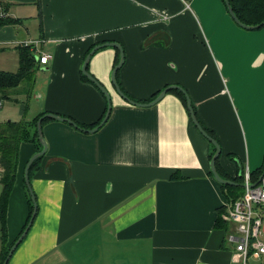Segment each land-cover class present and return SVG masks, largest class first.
Listing matches in <instances>:
<instances>
[{"label":"crops","instance_id":"crops-1","mask_svg":"<svg viewBox=\"0 0 264 264\" xmlns=\"http://www.w3.org/2000/svg\"><path fill=\"white\" fill-rule=\"evenodd\" d=\"M1 21L0 73L17 72L20 48L35 61L51 58L35 62L31 119L50 113L96 124L106 100L79 79L81 64L90 46L115 42L124 54L116 77L124 95L144 104L175 85L220 144L221 171L240 176L263 163L264 32L262 50L251 54L254 32L238 29L220 0H0ZM247 56L248 71L238 65ZM115 58L100 48L87 62L110 97L99 131L43 126L46 153L28 178L36 215L6 264H231L230 203L209 171L211 145L173 94L150 108L126 104L110 80ZM11 109L4 107L1 123L11 122ZM17 152L0 259L29 215L23 174L34 143ZM218 217L227 232L215 227Z\"/></svg>","mask_w":264,"mask_h":264},{"label":"trees","instance_id":"trees-1","mask_svg":"<svg viewBox=\"0 0 264 264\" xmlns=\"http://www.w3.org/2000/svg\"><path fill=\"white\" fill-rule=\"evenodd\" d=\"M227 3H229V6L233 12V16L236 17L239 22L243 23V25L248 26V27H253L254 25H259L264 22V0H227ZM0 23L3 24L4 21H1ZM105 43L107 42H105L104 40H100V42H97L96 44L90 46L87 51L89 52L93 47L99 46L100 44H105ZM115 52H116V58L113 62L114 64L113 69L117 65L116 63L119 59L118 51L115 50ZM19 53L20 54H19V63H18L17 72L14 74H8L6 72L0 73V94L1 96H3L2 97L3 100L4 99L9 100L10 97L6 96L7 94L6 91L8 90H10L11 92L16 91L18 87H19V90L17 92L24 90L22 95H23V98L25 96L26 101L17 100V103L20 102L21 105L23 106V109H24L23 114H24L25 107H26L25 104L26 102L29 101V99L31 100L32 98L31 93H32V90L34 88V83H35L34 77H33V71L35 70L38 71V67L36 64L37 61H35V58H34V54L28 53L26 50L21 49V48L19 50ZM117 73H115V78L117 77ZM79 79H81L84 83H87V82L91 83L89 80L84 79L81 75H79ZM116 81H117V78H116ZM17 92H12L10 95L17 93ZM158 94L151 101H153L158 96ZM169 94L175 95L179 103L182 104V106L186 110V104L184 103V97L180 92H177L176 90H172L171 92H169ZM11 100L16 101L14 96H13V99ZM106 110H107V106L105 107L103 115L102 117L99 118L98 122L94 124L93 126L89 125V127L80 125L78 124L77 121L74 122L73 120L69 118H65L64 116L62 117H64V119H68L76 123L78 127L81 129L89 130L91 128L92 129L95 128L98 124H100L103 116L105 115ZM193 110L195 113L194 108ZM44 115L45 113L39 114L38 116H34L29 121L19 120L16 123L4 121V123L0 124V184L2 187L0 189V241L2 245H4L6 242V237H5V231H6L5 226L6 225L4 223V219L6 216L5 207L8 201L9 191L13 187V184L15 181L14 175H16V161H17V154H18L17 149L22 142L32 143V144L34 143L35 151L39 152L41 145L36 137V121ZM47 121H50V119L44 120L42 122L43 123L42 128L46 124ZM204 131H206L209 135L214 137L212 132L207 131L205 128H204ZM211 148H212L211 153L208 155L209 160H210L211 155L214 153V148L212 145H211ZM44 156L45 155H43L42 157L38 159H34V161L31 163L28 178L32 174L33 170L36 169L37 166H39L38 164L40 163V161L43 159ZM218 159L216 161V168H215L216 172H218L223 179L231 180V181L234 180L235 183L240 184L242 181V175L229 176L225 172L221 171ZM263 165H264V160H263V163L257 169H255L253 172H250V177H251L250 181L252 183L257 181L258 177L260 176V173L262 172L261 169ZM240 172L243 174V170ZM219 186H221L222 192L224 194L223 195L224 198L228 200L229 203H232L234 199L236 200L240 195L243 194V189L238 191L239 189L238 187H235V186L231 187V186H225V185H220V184ZM239 192H241V194ZM25 194L27 196L26 203H27V208H29V215L26 217V220L24 221L25 224L23 225L22 230L19 232L18 237L20 233L24 230V228H26L28 224V219L31 216L32 209H33L31 206V198L29 194L27 193L26 187H25ZM226 224L227 223L223 222L222 219L218 217L215 227L223 228L227 232L228 228H226L227 227ZM9 247H6L1 250L2 258L0 259V264L6 258Z\"/></svg>","mask_w":264,"mask_h":264},{"label":"water","instance_id":"water-1","mask_svg":"<svg viewBox=\"0 0 264 264\" xmlns=\"http://www.w3.org/2000/svg\"><path fill=\"white\" fill-rule=\"evenodd\" d=\"M222 4L224 5V7L226 8L227 11V15L230 17V19L232 20V22L238 27V29H242L243 31H247V32H254L255 30H260L264 27V22L259 24V25H254L253 27H248L243 25V23L239 22L238 19L236 17L233 16V12L229 6V3H227V0H221ZM100 48H110V49H115L118 51L119 54V59L117 61V65L115 66V68L112 70V73L110 74V80H111V84L113 86V90L114 92H117V94L119 95V97L128 105H134L136 107H140V108H144V107H153L154 105H156L158 103L159 100H162V98L168 94L169 92H171L172 90H176L177 92H180L183 97H184V103L186 104V110H187V116L189 117L191 124L193 126V128L198 131V133L203 136L205 138V140L213 146L214 148V153L211 155L210 157V168L209 171L212 174L213 178L217 181V183H219L220 185H225V186H235V187H242L244 188L243 185H239L237 183L234 182V180H226L223 179L221 177V175L216 172L215 168H216V161H217V157L219 155V153H221V149H220V144H218V142L216 141V139L214 137H212L211 135H209L206 131H204V128L199 124L197 118L194 116V110L192 107V103H190L189 101V96L187 94V92H185L183 89L172 85V86H168L166 88L163 89V91L159 92L158 96L151 102L149 103H144V104H138L133 102L132 99H129L127 96H125L120 90H119V85L116 81L115 78V73L119 72L120 69L123 66V60H124V54L123 51L120 49V47L118 46L117 43H105V44H100L99 46H95L93 47L88 54L86 55L85 60L82 62V67L80 70L81 76L86 79L89 80L91 82V84L95 87V89L104 95L105 100H106V106H107V110L105 112V115L103 116L100 124H98L95 128H91L89 130L86 129H81L78 127V125L68 119H64V117L62 116H57L54 114H50V113H46L44 116H42L41 118H39L36 121V137L40 143V150L39 152H35L34 155H32L30 157L29 160L26 161L25 163V169H24V174H23V180H24V184L27 190V193L29 194L30 198H31V206H32V214L28 219V224L26 226V228H24V230L20 233L19 237L15 240V242L13 243V245H10L9 249H8V254L6 256V258L3 260V262L1 264H6L7 260L10 258V255L14 252V249L17 245L20 244V242L23 240L24 235L26 234L27 230H29L31 224H32V220L34 218V216L36 215V199L33 195V193L31 192V186H30V180H28V174H29V170L31 167V163L34 161V159H38L40 157H42L43 155H45L46 153V142L44 140V138L42 137V122L44 120L50 119L54 122H63L64 124H67L69 126H71L74 130H78V132L83 133V134H89L92 133L94 134L95 132L99 131V129L102 128L103 124L107 121V117L110 115L111 112V106L109 105L110 102V97L108 95L107 92H105V89L102 85H100L95 79L91 78L88 71H87V62L88 60H90V58L97 52L100 50ZM19 113L22 114L23 113V106L19 105ZM261 173L260 176L258 177L257 181H255L254 183L250 184L249 187H254L256 186V184L258 183V181H260V178L264 175V165L262 166L261 169ZM240 172V171H239ZM239 175H242V173L240 172Z\"/></svg>","mask_w":264,"mask_h":264},{"label":"built area","instance_id":"built-area-1","mask_svg":"<svg viewBox=\"0 0 264 264\" xmlns=\"http://www.w3.org/2000/svg\"><path fill=\"white\" fill-rule=\"evenodd\" d=\"M50 59L48 54H44L38 57L37 64L44 66ZM250 180V171L245 167L241 181L243 194L234 199L224 212L226 221L233 228L224 238L234 246L231 264H248L249 257L260 259L264 254V175L254 187H249L252 184Z\"/></svg>","mask_w":264,"mask_h":264},{"label":"rangeland","instance_id":"rangeland-1","mask_svg":"<svg viewBox=\"0 0 264 264\" xmlns=\"http://www.w3.org/2000/svg\"><path fill=\"white\" fill-rule=\"evenodd\" d=\"M264 28H262V29H260L259 31L257 30V31H254V33H249V34H254L253 35V40H256V44L255 45H257V44H259V45H257L258 47H257V49H255V51H253V52H251V54L252 53H255V52H258V49L261 51L262 50V45L260 44L262 41H263V38H262V34L261 33H263L264 31ZM250 54V55H251ZM249 56V55H248ZM248 56L244 59V58H242L241 59V61H238V65L240 66V67H242V68H245V70L246 71H248V69H249V67H248V64H247V60L249 61V59H247L248 58ZM237 61H235V63H236ZM36 74H37V71L35 70V71H33V77L34 76H36ZM38 75V74H37ZM24 79V78H23ZM259 87H260V97H261V94H262V92L264 91V75H263V73H261L260 72V82H259ZM19 90V87L17 88V90L16 91H12V92H17ZM24 91V90H23ZM23 91H19V92H17V93H14V94H12V95H10L12 92L10 91V90H8V91H6V93L8 94H6V96H8V97H10V99L9 100H7V99H2V109H1V111H0V118L1 117H4V115H6L8 112H6L5 113V110H4V107L6 108L7 107V104H10L11 105V107H12V111H11V122L13 123H16V122H18L19 120H21V121H28V119H31V115H30V112H32V111H34L33 110V103H34V100L32 99V101H30V99H29V101L28 102H26V104H25V111H24V114L22 113V114H20L19 113V105H21V103L20 102H18L17 103V99H19V100H23V101H26V98H25V96H24V98H23ZM13 96H14V98L16 99V101H13V100H11V99H13ZM28 96V95H27ZM260 97H259V99H260ZM36 104H38V103H36ZM35 105V104H34ZM36 106V105H35ZM262 108H263V111H261V113H260V111H259V115H260V124H259V128L260 127H262V125H264V105L262 106ZM4 110V111H3ZM14 111H16V114L14 113ZM262 114V115H261ZM258 119V118H257ZM5 121H7L8 122V120L7 119H5ZM1 123V122H0ZM61 123H63V122H61ZM256 124H257V120H256ZM263 143H264V141H263ZM264 145V144H263ZM263 151H264V149H263ZM262 153V152H261ZM263 227H264V225H263ZM247 263L248 264H264V254H263V256H261L260 257V259H253L252 257H249V259L247 260Z\"/></svg>","mask_w":264,"mask_h":264}]
</instances>
